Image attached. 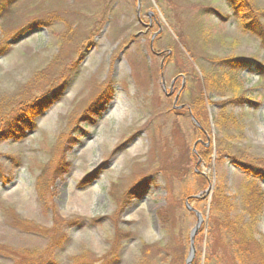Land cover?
<instances>
[{
  "label": "rangeland",
  "instance_id": "obj_1",
  "mask_svg": "<svg viewBox=\"0 0 264 264\" xmlns=\"http://www.w3.org/2000/svg\"><path fill=\"white\" fill-rule=\"evenodd\" d=\"M246 21L231 0H0V264H186L187 201L193 264L262 260Z\"/></svg>",
  "mask_w": 264,
  "mask_h": 264
},
{
  "label": "trees",
  "instance_id": "obj_2",
  "mask_svg": "<svg viewBox=\"0 0 264 264\" xmlns=\"http://www.w3.org/2000/svg\"><path fill=\"white\" fill-rule=\"evenodd\" d=\"M252 1L253 0H231V4H233L234 10H235V14L237 16L240 17V14H241V17L243 19H248V21H246V23H245V27L248 29V31L253 33L254 36H256L258 39H262L261 42L264 43V33L262 32V29L260 27V23L258 22V19H261L260 16L264 17V13H260V15L253 16L251 18L250 8L252 6ZM249 19H251V20H249ZM226 62H227V65H229V67L235 66V64H237V63H239L238 65H240V66H244V64H245L246 66H251L253 68L257 67V66L260 67V65L256 61H249L247 63H243L239 59H236V60L232 59V60H229V61H226ZM229 80H231V79H228V81ZM220 82H222V80ZM105 99H106V97H104L103 94H102V97L100 98V100H102V101L95 105V109H97L100 105L101 106H105V105H103L104 102H105ZM98 104H100V105H98ZM34 107H36V106H33L32 108H34ZM9 126L13 127L12 124L9 125ZM5 131L6 132H4L3 134H15V131H14L13 128H9L8 127V128H6ZM237 164L241 168V170H243V171H247V172H250V173H253V174H259V175H262L264 177V171H262L263 169H255L254 167H252L250 165H245L242 162H238ZM58 170H59V168H58ZM135 188L140 190V189H143L144 186H142V183H139L138 185H136V187H134V189ZM134 189L132 190V192L134 191ZM226 204H229L228 200H226ZM236 255H238L237 258H238V261L240 262V264H250V263L255 264L254 261H256V260L259 262V264H264V256L262 257V260H261V258L260 259H255L253 257H250L249 254H247V257L245 259L242 257V255H244V254L236 253Z\"/></svg>",
  "mask_w": 264,
  "mask_h": 264
},
{
  "label": "water",
  "instance_id": "obj_3",
  "mask_svg": "<svg viewBox=\"0 0 264 264\" xmlns=\"http://www.w3.org/2000/svg\"><path fill=\"white\" fill-rule=\"evenodd\" d=\"M183 87H184V85H183ZM169 96H171V95H169ZM177 101H178V96L175 99V104L177 103ZM180 108H183V106L180 107ZM199 198L200 197H192L191 199H199ZM186 204H187V208L189 209V211L194 212L196 214V216H197L196 226L194 227V229L192 230L191 235H190L191 249H190V253H189L188 259L186 261V264H192L194 259H195V256H196L195 238H196V236L199 233L200 227H201V225L203 223V218H202V216H201V214L199 212H197L193 208H191V206L188 204V201H187Z\"/></svg>",
  "mask_w": 264,
  "mask_h": 264
},
{
  "label": "bare ground",
  "instance_id": "obj_4",
  "mask_svg": "<svg viewBox=\"0 0 264 264\" xmlns=\"http://www.w3.org/2000/svg\"><path fill=\"white\" fill-rule=\"evenodd\" d=\"M92 148H90V150H91ZM74 198V196H72V199ZM76 206L78 207V202L76 201ZM82 208H86V207H82Z\"/></svg>",
  "mask_w": 264,
  "mask_h": 264
}]
</instances>
